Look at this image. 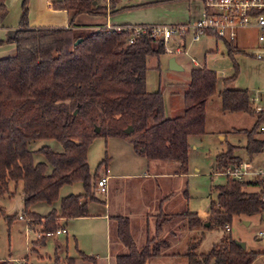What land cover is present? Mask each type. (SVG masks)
I'll use <instances>...</instances> for the list:
<instances>
[{
    "label": "trees",
    "instance_id": "1",
    "mask_svg": "<svg viewBox=\"0 0 264 264\" xmlns=\"http://www.w3.org/2000/svg\"><path fill=\"white\" fill-rule=\"evenodd\" d=\"M28 2L23 0L19 28L8 40L15 44L16 52L0 58V197L14 194L11 184L14 188L21 185L22 215L29 224L41 225L38 242H44L48 233L64 225L63 220L88 215V201L100 200L96 196L99 175L90 171L87 151L101 132L122 137L135 132L132 140L136 152L147 159L174 160L178 164L176 173H187L189 137L204 131L205 102L216 91L217 74L209 67L193 66L184 93V111L168 116L163 89H145L146 57H158L165 52L161 38L144 33L129 41V30L103 26L80 38L73 29L80 14H107L106 7L97 0H54V8L69 13V26L31 28ZM5 13V0H0V17ZM78 38L80 41L76 42ZM226 48L233 58L228 42ZM237 69L233 61V73L222 82L234 79ZM217 94L223 112L243 111L255 118L250 127L236 129L246 135L241 148L247 154L264 151V137L259 130L264 112L253 111L247 89L224 87ZM129 125L133 129L127 133L125 128ZM97 126L99 131L95 130ZM38 139L58 140L62 149L57 151L49 141L32 148L31 144ZM237 147L227 143L224 150L215 154L216 171L223 172L226 166L240 162L234 151ZM36 152L44 159H37ZM107 162L106 156L98 167ZM75 181L82 183L84 191L60 197L61 186ZM252 185L261 187L247 189ZM263 187L261 174L250 180L227 175L224 184L214 185L216 196L207 208V226L197 212L182 209L169 213L160 207L155 233L141 247L131 231V218L120 213L112 215L116 239L127 249L115 255L114 264H145L151 256L160 255L168 244L167 238L161 237L163 227L177 215L187 217L191 227L198 224L225 230L224 225L234 215L262 214ZM38 201L52 208L46 213L32 209ZM57 201L59 207L54 205ZM0 213L4 215L1 206ZM13 216L6 214L4 218L10 222ZM199 241L198 238L190 242L183 253L188 264H253L256 256L264 253L241 248L230 234L206 252H197ZM81 255L84 260L95 261L92 255ZM67 259L71 264L73 257ZM0 264L17 263L8 258L0 259Z\"/></svg>",
    "mask_w": 264,
    "mask_h": 264
},
{
    "label": "rangeland",
    "instance_id": "2",
    "mask_svg": "<svg viewBox=\"0 0 264 264\" xmlns=\"http://www.w3.org/2000/svg\"><path fill=\"white\" fill-rule=\"evenodd\" d=\"M175 1L180 0H163L160 2L166 5L165 3H174ZM148 7L159 10L157 4L152 3ZM162 14L164 13L162 12ZM74 32L77 34L75 30ZM253 33H255L254 29L240 28L236 32L235 40L228 42L234 59L227 53L224 40L215 38L210 34L202 35L197 40H193L191 39V32H187L184 38L176 37V43L171 42L169 44L172 48L180 45V52L170 53L166 52L165 49V52L158 57H146L145 89H163L164 105L170 112L172 109L175 111L181 107L183 87L190 77V69L193 66L209 67L217 74L216 91L205 102L204 131L201 134L190 135L189 137V170L187 173L167 174L156 179L151 175L147 178L144 174L140 175L145 173L143 170L147 172V168L150 170L149 172L152 171L149 167L152 162L150 163L151 160L147 159L144 154L134 151L132 137L137 135L135 132L126 137L107 136L101 132L89 145L87 155L90 171L92 173L97 172L99 177L107 174L110 177L106 184L108 186L107 192L99 191L96 188V196L100 200L89 201V205H102L104 208V201H107L110 204L111 215L121 212L120 214L123 213L129 216L131 218V231L138 247L142 246L148 236L154 234L156 218L151 217L148 224L145 215L150 210L151 201L157 202L155 212L159 211L161 199L165 195H170L169 206L173 209L176 207V209L181 210L185 206L186 208L189 207V210L198 213L207 211L211 198L214 199L216 196L214 185L224 184L226 180L224 174L216 172L215 154L220 150H224L227 143H234L239 146L234 149L235 153L245 154L241 147L246 140V135L242 131H236V129L250 127L254 117L243 111L223 112L217 94V86L221 85L223 77L233 73V61H235L238 64V73L234 79L230 80L229 85L231 87H248L250 94H256L264 89V61H258L257 56L251 55L254 49L247 45L248 42L254 40ZM171 57H175L176 62L181 65L180 69L170 68L169 60ZM192 58H196L197 63H194ZM230 126L237 127L233 128L236 132L226 131L222 133L226 135L225 138H220L219 131L230 129ZM48 141L57 151L62 149L61 143L55 139H38L31 144V147L36 148ZM35 156L37 159H44V156L40 153L36 152ZM106 156L108 162L98 167ZM258 159L264 160V152H259L256 156L250 158V161L254 164ZM152 161L158 168H161L160 163L163 160L153 159ZM164 161V169L167 173L170 171L174 173V169L177 170L178 164L176 161L167 159H164ZM119 174H125L126 178L121 177L122 175ZM61 187L60 197L67 195L69 191H74V193L84 191L80 181L64 184ZM260 187H256V189L258 190ZM11 189H14L13 195L6 194L0 197V206L4 215H14L9 222L0 213V258L15 259L16 263L23 262L24 264H69L67 258L72 256L74 260L71 264H92L90 260H84L80 253L96 255L99 252L100 256L104 254L100 248L106 241L105 221L90 216L95 214L93 208L89 209L88 216L74 218L73 220L71 218L69 221L63 220V226L68 229L67 235L48 234L44 242H38L41 237V225H31L25 216L20 217L24 214L21 185L19 184L14 188V185L11 184ZM185 191H187V195L184 194ZM54 205L59 207L58 201ZM31 208L46 213L52 206L43 201H38ZM164 208L169 209L168 205H164ZM200 218L205 222L208 215ZM246 220L247 223H245ZM228 224V231L216 226L206 228L200 225V228L198 227L199 232L196 235V239L200 238L197 244V252H206L214 243H218L228 234L234 239L243 241L246 249L264 250V235H258V232L264 229L263 215H234ZM114 226L115 223L111 219L110 234L112 241L116 240ZM201 233L203 234L201 235ZM186 249L182 252L185 253ZM174 260L171 264H179ZM253 264H264V254L262 252L256 256Z\"/></svg>",
    "mask_w": 264,
    "mask_h": 264
},
{
    "label": "crops",
    "instance_id": "3",
    "mask_svg": "<svg viewBox=\"0 0 264 264\" xmlns=\"http://www.w3.org/2000/svg\"><path fill=\"white\" fill-rule=\"evenodd\" d=\"M97 1L100 6L106 7V10H105V12H107L106 16H97V15L93 16V15H89L85 13L80 14L78 18L76 19V26L73 28L77 32L76 34L77 36L80 37V36L90 34L96 31L97 29H100V27L102 26L112 28V27H124L128 25H144V24H151V25L191 24L199 20L200 18H202L203 11H204L201 0H180V1H175L174 3H171V2L165 3L166 5H163V3L160 2L163 0H110L109 6L106 4L104 0H97ZM53 2L54 0H29L27 4V8H28V15H29V23H30L31 28L32 27L64 28V27L69 26L70 24L69 13L67 12L66 9L63 10V9L54 8ZM152 3L157 4L159 6L158 7L159 10H156L154 7L152 8L148 7V5ZM5 7H6V13L4 14L3 17H0V58L6 55H13L16 52L15 44L8 40L16 33L17 29L19 28V21L22 16L21 15L22 0H5ZM162 12L164 14L161 15ZM254 31H255V33H253L254 40H252L251 42H248L247 44L250 48L253 47V49L257 48V45H258L256 35H254L256 34L255 28H254ZM258 59H257L258 61L260 60L264 61L262 58L258 57ZM222 79H221V85L217 86V92L224 89V87L236 88V87H231L229 85L230 81L224 84L222 82ZM189 81H190V77L187 83L185 84V86L183 87L184 89L182 92L181 107H179L178 109L176 108L177 110L175 111L172 109L173 111L171 110V112L167 108L166 109L167 115L173 117V116H178L183 113L184 108H185V105L183 104V98H184L185 91L188 89L187 86H188ZM240 88H246L247 91L249 92L248 87L240 86L238 89ZM249 95H251L250 100L252 104H255V105L258 104L260 106L264 105V89H262L261 91H258V93L256 94L254 93L250 94L249 92ZM253 122H254V118H253L252 124ZM233 128H237V127L230 126V129L220 130L219 131L220 138H225L226 135H223L222 133H225L226 131L231 132V133L236 132L233 130ZM241 150L245 152L244 155L243 154L240 155L237 153L235 154H237L240 157L241 161L242 160L249 161L250 166H252L251 174H248L243 177V179L245 180H250L253 177V174H255V172L258 169L264 170V160L261 161L260 159H258V161L253 164L251 163L250 158H253V156H256L259 152L254 153V154H247L243 148H241ZM244 158H248V159H244ZM149 160H151L149 161L150 163L152 162L151 164H149L150 165L149 167L150 169H152V171L149 172L150 170L147 168V172L143 170V172L145 173H141L140 175L144 174L146 178L149 175H151V177L153 176L155 177V179L164 177V175H167V174L168 175H179V173H176L175 169H174V173H172L171 171L167 173L166 169H164L165 161H161L162 162L160 163L161 168H158V166H156L153 163L152 161L153 159H149ZM216 172L224 174L223 172H219V171H216ZM119 175H122L121 177L126 178L125 174H119ZM107 176L109 180L110 177L108 174ZM254 188L256 189V186H253V185L247 187V189L249 190H255ZM69 192H74V191H69ZM78 193H81V192H78ZM184 194L187 195V191H185ZM169 196L170 195H165L161 199L162 202H160V205L162 209L164 205H168V208H169V209L164 208L163 209L164 211H167L169 213H179L181 212L182 209L189 210V207L186 208L185 206L183 208L180 207L181 210L176 209V207L175 209L171 208V206H169L171 197ZM95 204H98V203H95ZM156 205H157V202L151 201V207H149L150 210L149 212L145 214L147 217L148 224H149L151 217L156 218V221H157V215L159 211L155 212ZM90 208H93L95 210V212H93L95 214L90 215V216H93L95 218L104 219L103 221H105L104 223L106 226V233H105L106 241L103 244V246L100 248L104 252V254L102 256H100L99 252H97L96 255L88 254V255H92L95 257L94 262L91 260L90 261L92 264H114L115 255L118 254L119 252H125L127 249H125V247L121 244L119 240L116 239L112 241L111 234H110V220L112 216L110 213V204L107 201H104V208L102 207V205L101 206L89 205V209ZM197 215L199 217H202L198 212H197ZM204 215L207 216L206 210L204 211ZM261 215H263V219H264V212H262ZM247 216H253V215H247ZM75 218H78V217H75ZM73 219L74 218H72V220ZM198 227L200 228V225L198 224L197 226L191 227L189 225L188 218L182 215L181 216L177 215L175 218L168 220L165 223L163 230H162V234H161V237L165 239L167 238L168 244L166 245L165 248L162 249V252L160 255L151 256V258L147 259L145 264H171L173 263L172 261L174 259H175L174 261H177V263L179 264H188L187 257L185 254H183L184 252L182 251H185L184 249H186V247H187L186 250H188L189 248L188 244L192 242V237L194 238L193 241L197 240L196 235L199 232ZM155 229H156V222H155L154 230H153L154 233H155ZM60 234L67 235L68 229L66 233H60ZM261 235H264V233ZM198 237L200 236L198 235ZM255 251H258V250H255ZM261 251H264V250L262 249ZM178 252H182V253L179 254ZM80 256L82 257L81 253H80ZM0 259H3V258H0ZM13 260L15 261V259ZM73 260H74V257L71 260V262H73ZM159 260H166V261H159Z\"/></svg>",
    "mask_w": 264,
    "mask_h": 264
},
{
    "label": "built area",
    "instance_id": "4",
    "mask_svg": "<svg viewBox=\"0 0 264 264\" xmlns=\"http://www.w3.org/2000/svg\"><path fill=\"white\" fill-rule=\"evenodd\" d=\"M109 6L110 0H104ZM203 4V16L199 20L191 24H159V25H128L124 27H104L106 29L129 30V41L135 37L147 33L151 37L162 39L165 44L166 52L175 53L181 51L180 45L171 47V42L176 43V37L184 38L187 32H191V39L197 40L200 36L210 34L216 38L226 42H233L236 38V32L240 28L256 29V39L258 42L257 48L252 51L255 55L264 60V0H201ZM192 61L197 63L196 58ZM251 102V100H250ZM252 104V102H251ZM253 111L262 110L264 105L252 104ZM259 130L264 137V121L260 124ZM264 150V144H263ZM249 161L240 160L236 166H226L224 174L232 176L238 180H243V177L251 174ZM261 174L264 179V170L258 169L253 176ZM107 175H100L96 182L97 189L106 192L108 186ZM264 192V187H263ZM22 218L23 215H20ZM224 229H229V224L224 225ZM67 229L64 226L58 227L49 235H58L66 233ZM264 230H260L258 235L263 234ZM17 264H24L19 262Z\"/></svg>",
    "mask_w": 264,
    "mask_h": 264
},
{
    "label": "water",
    "instance_id": "5",
    "mask_svg": "<svg viewBox=\"0 0 264 264\" xmlns=\"http://www.w3.org/2000/svg\"><path fill=\"white\" fill-rule=\"evenodd\" d=\"M80 38H81V37H80ZM80 38H78V39L76 40V42H79V41H80ZM169 66H170L171 69H174V70H177V69H180V68H181V65H180L178 62H176L175 57H171V58H170V60H169ZM99 128H100V127L97 126V127H95V130H96V131H99ZM132 129H133V126H132V125H129L128 127L125 128V132L129 133V132H131ZM199 214H200L202 217H205V216H206V215H204V212H200ZM247 222H248V221L246 220L245 223H247ZM203 225H204V226H207V225H208V221L203 222ZM235 243H236L238 246H240L241 248H245V244H244L243 241L238 240V239H235Z\"/></svg>",
    "mask_w": 264,
    "mask_h": 264
}]
</instances>
